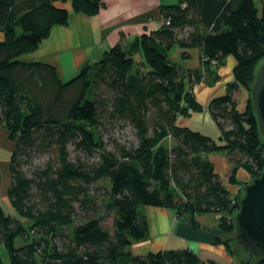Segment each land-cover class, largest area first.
<instances>
[{"label":"trees","instance_id":"16d2710c","mask_svg":"<svg viewBox=\"0 0 264 264\" xmlns=\"http://www.w3.org/2000/svg\"><path fill=\"white\" fill-rule=\"evenodd\" d=\"M68 1L72 11L92 16L105 0H0V125L15 143L7 197L16 213L0 205V247L7 258L0 255V264H207L190 249L127 250L149 237L145 206L187 214L192 227L194 215L216 213L221 235L212 243L239 264H264V255L249 256L233 239L242 196L231 193L208 157L226 155L228 184L238 182L239 168L251 181L264 167L251 97L242 106L233 98L240 88L251 90L253 69L264 58V0L160 4L158 29L116 43L63 82L53 66L20 57L54 25L67 24ZM174 48L182 59L196 48L199 65L174 62ZM230 56L233 78L207 104L218 136L178 125L203 109L194 85L217 84ZM121 124L131 127L135 142L110 150L105 138ZM70 144L96 159L71 158ZM51 150L55 159L32 164L33 155ZM100 181L105 187L93 193Z\"/></svg>","mask_w":264,"mask_h":264},{"label":"crops","instance_id":"0c3cea01","mask_svg":"<svg viewBox=\"0 0 264 264\" xmlns=\"http://www.w3.org/2000/svg\"><path fill=\"white\" fill-rule=\"evenodd\" d=\"M166 3H168L167 0H161L160 4ZM160 4L156 0H105L104 6L98 13L90 16L72 11L68 1L64 4L69 10L67 24L54 25L49 35L38 44L36 49L22 55L20 59L26 62L49 64L55 68L58 78L66 82L85 64L98 62L103 53L116 43L127 44L136 36L158 29L162 22L159 13ZM3 39L4 35L0 32V41ZM174 50L175 48L171 50L172 54ZM189 55L191 56L190 53ZM174 57L180 56L175 52ZM171 59L185 68H196L199 65L198 63L196 66H188L184 60ZM227 62L231 65L233 60L227 57ZM225 66L219 69V75L222 81L226 80L228 83L232 80V76L225 78V76L222 77L224 74L221 75V70L222 73L226 71L223 69ZM213 87H208L204 83L194 85L195 98L199 103L201 102L203 109L201 112L192 113L187 118H179L178 125L198 130L213 138L218 136V131L207 109L208 102L215 96L211 95ZM223 89L218 93L223 92ZM0 138L3 139L0 142V199L4 201L7 198L4 208L1 207L6 214L16 216L7 197V189L10 185V157L15 145L9 141L7 131L1 125ZM209 159L213 162L216 174L224 181L231 193L241 194L244 186L249 183L250 177L242 175L237 183L228 184L227 158L224 171L215 167L212 156ZM146 211L147 209H144L149 226V237L144 240L146 242L144 250L140 248L137 255L159 250L190 249L206 263L239 264L235 257L226 252L223 245L212 243L216 236L221 235L218 214L194 215L196 227H192L191 218L187 214L177 215L173 210L153 206H149ZM137 244L138 247L141 246L140 243ZM240 256H243V253Z\"/></svg>","mask_w":264,"mask_h":264},{"label":"water","instance_id":"95a60500","mask_svg":"<svg viewBox=\"0 0 264 264\" xmlns=\"http://www.w3.org/2000/svg\"><path fill=\"white\" fill-rule=\"evenodd\" d=\"M258 132L264 139V58L250 90ZM239 207L234 215V239L249 256L264 255V167L259 175L244 186Z\"/></svg>","mask_w":264,"mask_h":264},{"label":"rangeland","instance_id":"374dc122","mask_svg":"<svg viewBox=\"0 0 264 264\" xmlns=\"http://www.w3.org/2000/svg\"><path fill=\"white\" fill-rule=\"evenodd\" d=\"M156 1H158L159 4L161 3V0H156ZM167 1L168 2H170V1L171 2H174L173 0H167ZM162 23H163V19H162L161 24ZM175 50H174L173 54L171 52V54H172L171 55V58H175V59H178L180 61H183L184 60V62H186V64L188 66H196V65H198V54H199L198 52L199 51L196 48H191V49L188 50V52L191 54L190 58H188V59H182L181 57H174V53L175 52L178 53V54H181L180 53V50L178 48H175ZM229 58L232 59L231 56ZM260 64H261V60L256 64L255 68L253 69V74L256 73V71H257V69H258V67H259ZM225 65H224L225 67L223 69L226 70L227 72L225 71V72L222 73V70H221V75L224 74V75H222V77L225 76V78H227V76H232V78H233V73H232V69H231V65L232 64L230 65L228 62L227 63L225 62ZM226 84H228L226 80L222 81L220 79V81L217 84L214 85L213 91H212L211 95L213 96V95L219 94L218 92H220L225 87ZM248 85L251 86L252 84H248ZM196 94H197V91H196ZM248 96H249V98L251 97V94H250V90L249 89H242V88H240L239 90L234 91V93H233L234 100L240 106L246 104V101H247V97ZM204 101H207V100H204ZM7 136H8V133H7ZM1 140H3V139L0 138V142H1ZM9 141L11 143H14L13 140H10L9 139ZM105 141L107 142L106 143L107 144L106 147L108 149H110V150H113V148L115 147V143H119L120 145H126L128 143L132 144L133 142H135V138L133 137V131H132L131 127L128 124L127 125L121 124L119 126L113 127L112 131L110 132V138L107 139V137H106L105 138ZM14 145H15V143H14ZM68 151L70 152V157L71 158H75L76 156L78 157V155H80L83 160H87L89 162L94 161L96 159L95 156L94 157H85V156L77 153L74 150V147L71 144L68 146ZM221 154H222L221 152L211 153V154L208 155V157L210 158V156H212V159L214 160V163H215V167H218L221 171H224L225 168H226L227 160H225L226 159V155L225 154L224 155H221ZM55 157H56V154H55V151L54 150H51V151H49L47 153H40V154H37V155H33V157H32L33 158L32 164L33 165L44 164V163H46L47 161H49L51 159H55ZM215 158H216V160H215ZM242 175H245L246 177H250L249 173L244 168H239L237 170L236 179L237 180H240L241 177H242ZM105 183H106L105 181H100L99 183H97L96 186H93L92 192L93 193H97L98 191H100L101 190L100 187L101 186L105 187ZM3 197H4V195H3ZM4 199H5V197H4ZM6 199L4 201L3 200L1 201V199H0V205L2 207L4 205V202H6ZM144 209H147V211H148L149 206H145ZM165 209H168L169 210V208H165ZM110 223H111V218L110 217H108L107 219H105V224H107L109 226ZM232 236H233V239H234V232H232ZM139 243H140L139 245H141V246L138 247V244L137 243H132L128 247L127 250H129L133 255H137V252L139 251V249L141 248V250H144V248L146 246V244H145L146 242L145 241H142V242H139ZM22 245H23V240L17 238L15 240V246L16 247H20ZM154 245H156V243ZM0 255H1V258H2L3 261H6L7 260L5 251H4V249L2 247H0Z\"/></svg>","mask_w":264,"mask_h":264},{"label":"built area","instance_id":"2783aa9c","mask_svg":"<svg viewBox=\"0 0 264 264\" xmlns=\"http://www.w3.org/2000/svg\"><path fill=\"white\" fill-rule=\"evenodd\" d=\"M166 23H168V21H166ZM207 264H209V263H207Z\"/></svg>","mask_w":264,"mask_h":264}]
</instances>
